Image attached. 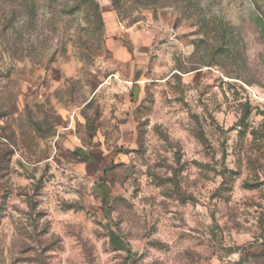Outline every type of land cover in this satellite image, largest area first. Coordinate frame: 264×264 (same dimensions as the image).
Listing matches in <instances>:
<instances>
[{"label":"rangeland","instance_id":"rangeland-1","mask_svg":"<svg viewBox=\"0 0 264 264\" xmlns=\"http://www.w3.org/2000/svg\"><path fill=\"white\" fill-rule=\"evenodd\" d=\"M0 264H264V0H0Z\"/></svg>","mask_w":264,"mask_h":264},{"label":"trees","instance_id":"trees-1","mask_svg":"<svg viewBox=\"0 0 264 264\" xmlns=\"http://www.w3.org/2000/svg\"><path fill=\"white\" fill-rule=\"evenodd\" d=\"M93 16H94L95 19H97V21L98 20L100 21V15L98 13V9H95L94 10ZM79 155H81V154L79 153ZM102 187L104 189H106V186L105 185H103ZM110 241H111L112 245H114V247H117V248L123 247V243H126V242H124L122 240V238H120V236H118L117 234H115L113 231L110 232ZM126 245H128V244L126 243Z\"/></svg>","mask_w":264,"mask_h":264}]
</instances>
